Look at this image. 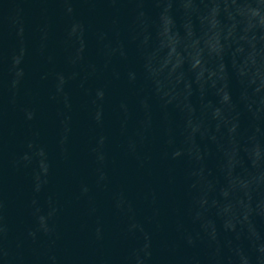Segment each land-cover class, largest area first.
<instances>
[{"label": "water", "instance_id": "1", "mask_svg": "<svg viewBox=\"0 0 264 264\" xmlns=\"http://www.w3.org/2000/svg\"><path fill=\"white\" fill-rule=\"evenodd\" d=\"M0 264H264V0H0Z\"/></svg>", "mask_w": 264, "mask_h": 264}]
</instances>
